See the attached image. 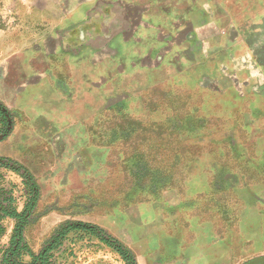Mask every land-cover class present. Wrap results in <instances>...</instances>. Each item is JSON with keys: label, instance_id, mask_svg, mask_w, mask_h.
<instances>
[{"label": "rangeland", "instance_id": "rangeland-1", "mask_svg": "<svg viewBox=\"0 0 264 264\" xmlns=\"http://www.w3.org/2000/svg\"><path fill=\"white\" fill-rule=\"evenodd\" d=\"M100 1L0 0V61L15 51L5 55L13 46L20 50L24 45L36 55L41 47L48 53V17L56 22L57 15L66 13L62 21L68 26L53 41V49L61 55L53 59L51 69L60 78L59 88L74 91L83 104L77 115L84 124L55 125L56 130L48 125H15L18 116L9 110L14 124L6 138L0 137V156L27 168L40 187L38 219L24 233L35 251L45 238L39 234L40 223L48 218V185H52L48 176L53 167L48 158L77 154L81 157L75 165L82 169L93 153L99 155L100 202L109 203L123 197L131 185L158 184L160 171L177 177L185 166L183 155L193 143L203 145L201 138L211 140L220 154L228 152L226 138L237 147L254 144L253 154L264 151V142L255 136V130L264 129V0ZM143 17L145 21L150 17L152 28ZM84 27L85 42L102 43L101 36L111 34L115 49L100 51V62L94 59V67L83 72L71 63L73 53L90 55L94 50L84 49V42L77 48L70 42L74 37L73 41H80L76 33ZM95 28L102 33L93 35ZM187 28L189 36L184 39ZM191 46L196 49L191 51ZM28 73L27 66L16 61L0 67L4 106L19 76ZM42 84L48 86L47 81ZM115 101L117 106L106 108ZM4 175L3 185L19 197L20 179L9 172ZM68 195L61 192L58 197ZM18 203L21 208L22 200ZM4 226L7 233L0 245L10 235L11 221ZM72 237L68 236L62 253L66 260L85 254L87 259L95 252L115 264L107 248L93 249L98 245L93 237L73 243ZM77 244H82L78 250Z\"/></svg>", "mask_w": 264, "mask_h": 264}, {"label": "crops", "instance_id": "crops-1", "mask_svg": "<svg viewBox=\"0 0 264 264\" xmlns=\"http://www.w3.org/2000/svg\"><path fill=\"white\" fill-rule=\"evenodd\" d=\"M63 14L57 15L59 21L56 22H50L48 17V53L40 47L39 55H36L24 45L20 50L13 46L4 51L6 55L15 50L0 61V67L16 61L18 66L26 65L29 72L19 76L15 90L5 103V107L18 116L15 125H48L49 130H56L55 125L84 124L77 115L78 107H83L78 102L79 97L74 91L59 88L60 78L54 76L51 69L53 59L61 55L60 50L53 49L56 45L54 35L68 26L67 21H62ZM49 16L53 19L52 14ZM142 20L152 28L150 17L148 21L145 17ZM181 20L180 16L176 17L177 22ZM159 27L153 28L155 33ZM184 32L189 34V28ZM101 33L98 28L93 31V35ZM76 34L80 41H73L75 37L71 39L74 48L84 42V49L94 50L90 55L77 50L73 53L71 63L76 70L84 72L86 67H94V59L98 58L100 62V51L115 49L113 38H109L111 34L107 38L101 36L102 43L85 42L88 35L85 27ZM134 38L135 41L143 39ZM192 48L191 51L196 49ZM44 81L48 86H43ZM113 103L108 102L106 108L118 105L117 101ZM255 136L264 142V129L255 130ZM200 140L204 141L203 145L193 143L183 155L185 166L176 172L177 177L170 171H160L157 173L158 184L131 185L124 190L123 197H115L109 203L100 202L102 162L99 155L93 153L82 169L75 165L81 157L77 154L64 159L48 158V163L53 165L51 176H48V184L51 181L52 185H48V218L39 226L40 236L45 237L43 242L64 223L79 221L105 230L132 253L136 264H242L264 256V151L253 154L250 147L254 144L248 142L237 147L233 140L226 138L224 143L228 152L220 154L211 140ZM56 177L60 179L56 181ZM61 192L69 195L58 197ZM70 194L75 195L72 200ZM12 225L11 222L9 233ZM94 240L98 245L93 249L100 251L99 248L105 247ZM42 244L36 251H31L38 253ZM76 246L78 250L82 244ZM108 250L113 254L115 264H124L118 254ZM87 257L85 254L80 259L66 260L61 255L56 263L110 264L101 259L102 254L94 252ZM23 260L28 262L29 258Z\"/></svg>", "mask_w": 264, "mask_h": 264}, {"label": "trees", "instance_id": "trees-1", "mask_svg": "<svg viewBox=\"0 0 264 264\" xmlns=\"http://www.w3.org/2000/svg\"><path fill=\"white\" fill-rule=\"evenodd\" d=\"M188 38L189 34H185ZM14 116L0 102V137L6 138L13 127ZM4 172H9L20 179L22 186L19 197H15L13 189H7ZM143 184V183H139ZM40 197V187L33 174L23 165L11 158L0 156V240L6 236L5 221L13 223L8 241L0 245V264H57L56 259L65 250L68 236L72 234V243L86 237L97 239L102 245L119 255L124 264H136L132 253L115 240L105 230L96 225L79 221H69L59 226L47 239L38 253H33L28 246L24 233L27 227L37 219L36 206ZM22 200V206L18 200ZM24 257L29 261L25 262Z\"/></svg>", "mask_w": 264, "mask_h": 264}, {"label": "water", "instance_id": "water-1", "mask_svg": "<svg viewBox=\"0 0 264 264\" xmlns=\"http://www.w3.org/2000/svg\"><path fill=\"white\" fill-rule=\"evenodd\" d=\"M242 264H264V256L250 259Z\"/></svg>", "mask_w": 264, "mask_h": 264}]
</instances>
